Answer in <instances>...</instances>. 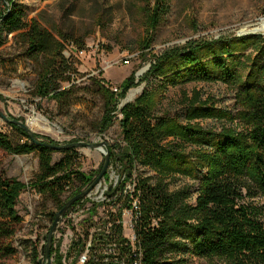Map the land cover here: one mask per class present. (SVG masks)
<instances>
[{
  "label": "trees",
  "instance_id": "16d2710c",
  "mask_svg": "<svg viewBox=\"0 0 264 264\" xmlns=\"http://www.w3.org/2000/svg\"><path fill=\"white\" fill-rule=\"evenodd\" d=\"M167 10L168 0H146L143 12L148 27L154 28ZM58 36L35 18L27 17L15 1L2 6L0 0V46L9 38L21 41L37 65L34 95L62 102L71 95L70 88L63 84L71 82L72 74L77 73L71 60L62 54L64 42L73 41L78 48H84L85 43L67 34ZM236 42L239 53L225 44L189 43L190 46L154 56L148 76L156 75L162 80L147 85L134 101L120 108L118 99L134 85L133 76L122 83L119 98L109 86L96 82L103 101L97 131L105 132L117 118L121 135L119 144L109 146L108 153L120 163L123 179L107 195L124 201L116 212L107 211L102 226L110 224L108 232L100 229L92 233L91 257L97 256V239L106 237L121 243L119 257H125V264L133 263L137 255L130 252L117 221L124 209L133 210L131 202L136 200L138 217L133 230L141 252L139 264H184L186 255L218 257L231 264H264V220L257 208L243 202L245 196L264 197V36L248 35ZM247 50L251 51L245 53ZM202 51L207 61H202ZM217 81L234 89V112L216 108L210 97L201 99L198 91H192L190 97L183 93L180 113H156L169 86ZM206 119L214 120L218 127L196 122ZM9 126L25 140L13 142L0 132V264H9L16 257L14 238L24 224L16 206L25 185L8 177L1 168L5 154H36L38 169L33 184L58 209L65 204L60 198L71 185L79 183L68 198L92 182L90 176L78 170L73 148L60 150L62 157L53 162L52 149L36 145L18 125ZM43 142L54 144L49 138ZM179 177L197 182L193 203L189 201L193 197L192 185L171 188ZM132 181L133 189L124 193L126 183ZM83 201H75L70 209ZM103 204L92 201L89 228L96 225L99 229V224L94 223L95 209ZM55 214H49L51 221ZM83 249V240L74 241L66 256H74L75 260ZM57 252L52 247L50 256L55 253V264H63V256ZM33 254L35 259L37 247Z\"/></svg>",
  "mask_w": 264,
  "mask_h": 264
},
{
  "label": "rangeland",
  "instance_id": "374dc122",
  "mask_svg": "<svg viewBox=\"0 0 264 264\" xmlns=\"http://www.w3.org/2000/svg\"><path fill=\"white\" fill-rule=\"evenodd\" d=\"M13 1L22 6L27 17L35 18L55 36L59 37L58 34L61 33L80 39L85 46H89V52H94H88L81 59L75 57L71 60L77 73L72 74L71 82L63 84V87L70 88L71 95L62 102H56L34 95L37 65L26 53L23 43L9 38L0 46V111L8 119L25 123L33 135H36V140L43 142L49 138L55 145L104 141L105 150L108 151L109 146L121 141L117 118H114L113 124L105 132L97 131L96 123L102 116L103 101L97 92L96 82L120 90L124 80L132 75L134 85L127 90L125 96L119 98L120 93H116L119 98L117 105L122 107L126 101H134L147 85H156L162 80L156 75L148 76V70L155 61L154 56L161 55L168 49L190 46L189 43H209L213 46L225 44L237 50L235 53H239L237 39L248 35L264 36V29H258L264 19V0H168V10L154 28L148 27L143 12L146 0ZM9 2L10 0H1V5L6 6ZM144 45H147V48ZM205 51L200 53L202 61H207ZM148 81L150 84H147ZM130 91L136 93L131 100H127ZM192 91H198L201 99L210 97L215 101L216 108L235 111L234 89L217 81L169 86L161 103L157 102L156 113H180L184 106L183 93L190 97ZM196 122L204 127H218V123L212 119ZM0 132L6 134L13 142L25 140L2 116ZM73 149L78 156V170L90 176L92 181L103 166L104 155L99 149ZM61 157L60 151L53 150V162ZM119 164L110 157L109 167L101 179V186L91 194V200L85 199L74 209L69 207L59 218L51 248L58 249L57 254H62L65 264L69 262L66 254L71 243L77 238L87 241V237H90L94 230L97 231L96 225L89 228L90 222L87 220L93 210L92 201L104 203L96 207L97 215L94 217V223H98L99 229L102 230L107 228L102 226V221L107 219V211L114 213L122 205L124 198L107 195L114 181L123 179V176H120ZM1 168L8 177L16 178L25 185L16 206L24 224L15 235L14 246L17 255L9 264H44L45 244L52 224L49 214L57 213L59 209L55 202L42 195L33 184L38 169L37 156L35 153H7L3 157ZM139 170L152 175L151 172H146V169ZM184 184L192 185L193 197L189 201L193 203L197 182L179 177L174 180L171 188ZM78 186V182L71 185L60 200L66 202L70 199L68 197ZM131 187H128L129 191ZM243 202L257 208L264 220V197L245 196ZM132 217V210H123V233L129 237L133 234L129 225ZM34 247L38 249L35 259ZM54 258L55 253L51 255V264H55ZM184 259V264H231L218 257L197 258L186 255Z\"/></svg>",
  "mask_w": 264,
  "mask_h": 264
},
{
  "label": "built area",
  "instance_id": "2783aa9c",
  "mask_svg": "<svg viewBox=\"0 0 264 264\" xmlns=\"http://www.w3.org/2000/svg\"><path fill=\"white\" fill-rule=\"evenodd\" d=\"M90 48H93V47L90 46ZM96 48H98V46H96ZM88 52H89V46H85L84 48H78L73 41H66V42H64V48H63L62 54L64 55L65 58H68L69 60H73L75 57L78 59H81L82 57L86 56L88 54ZM89 53L94 54V52H89ZM110 89L115 93L119 92V88H110ZM117 117L120 118L121 114H117ZM118 182L119 181H114V184L111 185V189L116 188L119 184ZM134 184H135L134 181L127 182L125 185V188H124V193H126L127 190H130V189H128V187H131L130 185H132V187H131V190H132ZM100 186H101V181L87 194L86 197H84L82 199L85 200L88 198V200H91V199H89L91 194L93 192H96ZM79 204H81V203H78L75 206L78 207ZM131 204L133 206V210H132L133 217H132L129 225L132 229L133 234L131 235V237H129V236H126L124 233H122V236L125 238L126 244L130 245V252L133 253L134 255H137L134 258L132 264H139L141 252H140V249L136 246V237H135V233L133 230L134 221L138 217L137 201L133 200L131 202ZM75 206L72 208L74 209ZM122 213H123V211H122ZM117 223L121 224L122 230H123L122 214H121V220L117 221ZM109 226H110V224L107 226L106 232H108ZM96 230L99 231L100 229H96ZM94 232H95V230H94ZM71 240H72V238H71ZM78 240H79L78 238L75 239V241H78ZM92 241H93V238H92V234H91V236L88 237L87 241H83L84 242L83 251L76 257L75 260H74V256H70L68 258V260H69L68 264H91V263H89V261H91V260L93 261L92 264H125L126 263L125 257H122V258L119 257V254H120L119 247L121 246V243H118L116 240H113V239L107 240L106 237H102L101 239H97V243L95 244V247L97 248V254H96L97 256L91 257ZM98 255L102 256V258H100ZM62 262H63V264H65L64 260Z\"/></svg>",
  "mask_w": 264,
  "mask_h": 264
},
{
  "label": "water",
  "instance_id": "95a60500",
  "mask_svg": "<svg viewBox=\"0 0 264 264\" xmlns=\"http://www.w3.org/2000/svg\"><path fill=\"white\" fill-rule=\"evenodd\" d=\"M125 103H127V101ZM0 116H2L7 122L14 123L18 125L19 127H21L28 134L29 138L32 141H35L36 145H43L47 148H50L52 150H57V151H60L62 149H67V148L88 147L92 149H99L104 155V163L98 175L92 180V182L86 188H84L82 191H80L79 193H77L76 195L68 199L63 205V207L59 209V211L55 214V217L52 221L51 227L47 235L45 251H44L45 257H46V261L44 264H51L52 260L50 256V249L52 246L53 233L55 231L59 218L75 201L87 196V194L101 181V179L103 178L104 174L106 173L109 167L110 156H109L108 151L105 150L106 143L104 141L92 142V143L74 142V143H69V144H64V145H55V144H51L47 142L38 141L34 138L33 132L25 125V123H22L21 121L16 120V119H8L1 111H0Z\"/></svg>",
  "mask_w": 264,
  "mask_h": 264
},
{
  "label": "bare ground",
  "instance_id": "6f19581e",
  "mask_svg": "<svg viewBox=\"0 0 264 264\" xmlns=\"http://www.w3.org/2000/svg\"><path fill=\"white\" fill-rule=\"evenodd\" d=\"M258 29H264V19L261 21ZM136 91H130L127 95V100H131L135 96ZM101 151V150H100Z\"/></svg>",
  "mask_w": 264,
  "mask_h": 264
}]
</instances>
